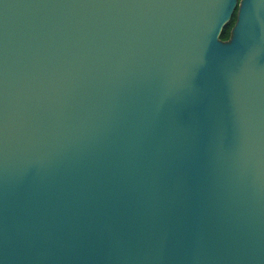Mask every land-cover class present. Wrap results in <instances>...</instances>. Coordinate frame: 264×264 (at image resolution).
Listing matches in <instances>:
<instances>
[{
  "label": "water",
  "instance_id": "95a60500",
  "mask_svg": "<svg viewBox=\"0 0 264 264\" xmlns=\"http://www.w3.org/2000/svg\"><path fill=\"white\" fill-rule=\"evenodd\" d=\"M0 264H264V0H0Z\"/></svg>",
  "mask_w": 264,
  "mask_h": 264
},
{
  "label": "trees",
  "instance_id": "16d2710c",
  "mask_svg": "<svg viewBox=\"0 0 264 264\" xmlns=\"http://www.w3.org/2000/svg\"><path fill=\"white\" fill-rule=\"evenodd\" d=\"M235 16H236V8L232 10L228 20L224 22V24L220 28V31L218 32V37L221 40H225L229 37V30L234 23Z\"/></svg>",
  "mask_w": 264,
  "mask_h": 264
}]
</instances>
